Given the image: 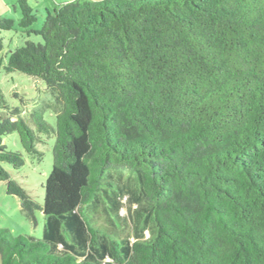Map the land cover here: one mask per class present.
Returning <instances> with one entry per match:
<instances>
[{
  "label": "trees",
  "instance_id": "1",
  "mask_svg": "<svg viewBox=\"0 0 264 264\" xmlns=\"http://www.w3.org/2000/svg\"><path fill=\"white\" fill-rule=\"evenodd\" d=\"M16 8L40 42L3 69L43 84L55 128L36 110L33 131L0 94V182L44 220L41 239L0 229V263L264 264V0H73L36 31L27 0ZM12 133L38 162L39 135L54 138L42 204L2 167L25 164ZM124 189L146 205L134 242L88 212L121 226Z\"/></svg>",
  "mask_w": 264,
  "mask_h": 264
},
{
  "label": "rangeland",
  "instance_id": "2",
  "mask_svg": "<svg viewBox=\"0 0 264 264\" xmlns=\"http://www.w3.org/2000/svg\"><path fill=\"white\" fill-rule=\"evenodd\" d=\"M71 1L73 0H27L37 19L30 30L36 31L41 28L46 16V9L52 11L59 4ZM0 18L14 21L13 31L0 34L3 46L0 53V94L3 103L9 110L17 109L20 112L21 119L33 131H35V127L31 121L30 114L36 110L41 112L45 122L54 129L55 115L51 110L45 108V105L51 102V96L44 91L43 84L41 82L36 83L32 78L18 73L7 74L3 69L6 64V56L10 52L22 47L27 41L39 43L40 38L34 35L26 37V35L22 34V30L18 27L20 13L16 8V0H0ZM5 113L6 110H0V116L4 117ZM39 137L42 143L37 146V150L42 153V158L38 162L23 152L17 133L4 136L2 142L7 150L21 152L25 164L19 170H14L5 164H2V167L8 172L10 178L17 182L33 200L42 204L44 199L43 186L52 168L54 138L46 139L41 135ZM116 177L120 185L129 184V188H133V178L126 171H122ZM123 191L125 195L120 200L122 207L118 211V216L121 218V226L110 223L103 204H98L95 208L88 210V212L99 227L111 230L120 238L126 237L129 241L134 242L135 226L140 219L147 215L146 212L142 211L143 208H146V205L141 201L137 204L135 199H132L130 192H126L125 189ZM35 220L36 224L34 225L24 218L21 212L20 200L14 196L7 195L6 184L0 182V229L9 230L13 236L25 235L41 239L44 222L43 214L36 212ZM146 225H148V222ZM143 237L144 239L149 237L148 231L143 232Z\"/></svg>",
  "mask_w": 264,
  "mask_h": 264
}]
</instances>
